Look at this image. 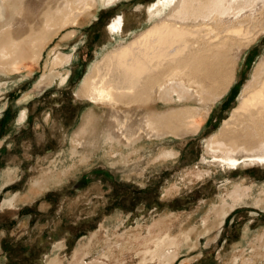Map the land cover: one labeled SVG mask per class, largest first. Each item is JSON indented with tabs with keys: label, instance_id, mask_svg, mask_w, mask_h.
<instances>
[{
	"label": "rangeland",
	"instance_id": "1",
	"mask_svg": "<svg viewBox=\"0 0 264 264\" xmlns=\"http://www.w3.org/2000/svg\"><path fill=\"white\" fill-rule=\"evenodd\" d=\"M61 1L24 0L17 13L9 10L0 18V33L9 27L16 39L30 36L31 27H43L48 5L56 8ZM157 1L120 0L100 8L72 38L63 40L70 30L55 34L38 66L27 60L14 66L11 71L16 72L0 69V171H18L12 181H0V264H264V205L257 204L264 198V162L245 164L241 159L227 167L213 156L223 153L207 149L264 60V33L249 48H235L234 80L220 98L204 104L196 96L190 102L201 109L195 118L200 130L155 137L148 147L136 150L140 156L124 162L121 149L110 156L109 146L100 145L102 127L116 129L117 124L110 108L97 109L88 132L81 135L87 144L84 140L74 153V140L91 106L77 95L82 79L100 51L116 45L121 35H111L109 26L120 17L121 39L137 35L147 27L148 8ZM72 51L76 60L70 65V80L63 85L55 77L34 92L44 74L67 71V64L55 56ZM23 109L26 116L19 121ZM137 109L129 111L133 129L146 113ZM123 113L118 119H124ZM172 148L180 152L176 159L158 160L163 150ZM84 155L91 165L60 181ZM47 178L55 182L40 189ZM231 185L253 187L255 194L222 214L225 203L232 201ZM29 191L31 199L16 200ZM164 251L176 254L166 262Z\"/></svg>",
	"mask_w": 264,
	"mask_h": 264
},
{
	"label": "bare ground",
	"instance_id": "2",
	"mask_svg": "<svg viewBox=\"0 0 264 264\" xmlns=\"http://www.w3.org/2000/svg\"><path fill=\"white\" fill-rule=\"evenodd\" d=\"M23 1L0 0V18L6 17L9 10L17 13L18 4ZM118 1L63 0L56 8L48 5L42 15L44 24L41 30L35 31L31 27V35L21 39L14 37L11 28H6L0 33V69L16 72L11 71L14 66L27 60L38 66L55 34L57 37L62 31L70 30L64 35L63 40H67L76 35L86 22H90L100 8L112 7ZM148 13L147 27L126 40L121 39L124 31L122 18L114 20L109 26L111 35H121L116 37V45L100 51L97 60L89 67V73L82 79L77 95L88 99L91 106L90 114L74 140V153H79V147L86 143L82 134L88 132L93 122L91 113H96L97 109L104 111L110 108L117 124L116 129L111 125L102 127L100 145L109 146L110 153L107 155L110 156L117 152L116 149H121L126 157L124 162H128L134 154L140 156L141 152L137 154L136 150L148 147L153 139L174 137L186 130H200L195 118L201 109L191 106L190 102L196 96L204 104L220 98L234 80L237 64L235 48L237 52L249 48L264 33V0H158L150 5ZM55 59L63 66L67 64L64 67L67 71L63 69L58 76L44 74L35 84L34 92L52 83L55 77H59L64 85L73 76L70 65L76 60L75 52H62ZM51 62L52 59L46 61L47 68ZM24 68L27 66L24 65ZM251 78L239 105L224 121L220 134L207 142L208 150L223 153L222 156H213L227 167L236 166L241 159L245 164L264 162V60L256 66ZM32 96H27L25 101ZM137 108L146 109V113H142L141 124L133 129L130 126L132 120L128 119L129 111ZM120 112H124V119L122 116L118 119ZM25 116L26 110L23 109L18 120H23ZM117 155L119 158L120 155ZM179 155L176 149H167L162 151L158 160H174ZM88 158L84 155V161L80 160L78 164L74 160L60 181L67 179L68 175L76 176L89 167L91 160ZM17 174L18 171L13 169L1 172L0 181H12ZM52 182L55 179L47 178L39 188L50 187ZM240 185H231L235 186L229 195L232 201L225 203L222 214L235 202L251 199L255 194L252 195L253 187ZM94 189L100 187L95 185ZM227 189L230 188L227 186ZM32 197L33 192L29 191L16 197V200L25 202ZM257 204L264 205V198H259ZM157 244L160 246V243ZM175 254L174 251L165 252L162 257L169 262Z\"/></svg>",
	"mask_w": 264,
	"mask_h": 264
},
{
	"label": "crops",
	"instance_id": "3",
	"mask_svg": "<svg viewBox=\"0 0 264 264\" xmlns=\"http://www.w3.org/2000/svg\"><path fill=\"white\" fill-rule=\"evenodd\" d=\"M5 172V171H4Z\"/></svg>",
	"mask_w": 264,
	"mask_h": 264
}]
</instances>
